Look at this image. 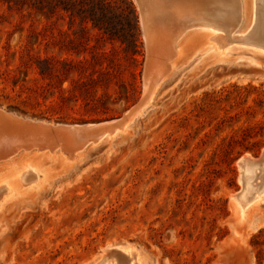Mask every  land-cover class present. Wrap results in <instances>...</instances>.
Returning a JSON list of instances; mask_svg holds the SVG:
<instances>
[{
	"label": "rangeland",
	"instance_id": "obj_1",
	"mask_svg": "<svg viewBox=\"0 0 264 264\" xmlns=\"http://www.w3.org/2000/svg\"><path fill=\"white\" fill-rule=\"evenodd\" d=\"M263 3L241 0L222 54L193 28L153 41L164 79L150 71L145 91L134 0L0 1V116L94 124L149 98L123 129L82 148L0 126V182L41 180L0 211V264H97L113 247L138 252L132 264H258L251 240L264 229V197L237 222L231 196L244 185L239 158L264 150V129L245 130L264 128V48L236 41L262 40Z\"/></svg>",
	"mask_w": 264,
	"mask_h": 264
},
{
	"label": "bare ground",
	"instance_id": "obj_2",
	"mask_svg": "<svg viewBox=\"0 0 264 264\" xmlns=\"http://www.w3.org/2000/svg\"><path fill=\"white\" fill-rule=\"evenodd\" d=\"M178 1H180V0H134L136 6L138 8L139 14H140L141 25H142V29H143L144 37L146 39V43H147L146 45H147V49H148V56H147V63H146L147 67H145V68H147V70H149V71L145 70L147 72L145 74L146 75L145 76L146 81H145V86H144L145 91H147L148 87L151 85L150 84L148 86V83H149L148 79L152 78V75L149 74L150 71L157 72V76L155 78L156 81L158 80L157 83H160L164 79L163 74H162L163 73L162 69H164L163 66L165 63H163L161 58H160V60H159V58L158 59H156V57L154 58V56H155V54L153 53V47L154 46H152L153 41L156 40L161 45V42H163V40L168 38V36H170V35L175 34L176 38H177L179 35L181 36L182 34L186 33L188 30L192 31L193 29H196V32L199 30V31H202L204 34H206L208 40H210V42L213 43L215 49L219 53L222 54L226 50V48H224V47L227 46L228 41H226L227 38L225 39L223 36V33H221V32L228 31V32L233 33V30L235 28H237L240 24L241 17H242L241 0H197L199 2V4L197 3L198 5H195V6L192 5L193 9H189L186 12L184 11L185 13L182 12L180 10V8L179 9H178V7L176 8ZM193 1H191V2H193ZM194 2H196V1H194ZM260 14H261V16L264 17V3L261 5V11H260L259 15H257V16H260ZM255 19H256V17H255ZM263 25H264V21H263ZM259 31L260 30H258V32ZM262 31L264 32L263 29H262ZM231 36H233V35H231ZM240 37L238 39H236V41L239 40V42L242 41V42H250V43L254 42L257 44V46L264 48V36H263L262 40H258V41L257 40L256 41H254V40L249 41L247 39L240 38ZM174 43H175V41H174ZM166 47L167 46H165V48ZM163 49H164V47H163ZM180 50H182V48ZM180 50H179V53H180ZM165 54H167V53H165ZM176 55H178V54L176 53ZM159 57H161V56H159ZM166 62H168V61H166ZM170 68H172V67H170ZM154 87H153V89H155ZM145 95H147V93H145ZM149 95L151 96V94H149ZM144 96H143V99L141 98V101H142L141 105H137L136 107L133 108V112L131 113L129 119L132 118L137 113H139L142 110V108L147 104L149 98H146ZM2 110L0 112H2ZM10 114L12 115L13 118H11L9 116V114L8 115L3 114L0 116V126L1 125L4 126L5 124L8 126H14L13 128H15V131H13V132H15V133L12 132V135H14L15 138L17 136H19L21 133H23V134H21L22 138L32 139V138H36V137H41L44 140L55 139L58 143H60V142L61 143L62 142L68 143L71 141L73 142L74 140L77 142H81L83 137L86 135V134H84V135L81 134L79 131L71 130V128H70V127H75V126H79V125L69 126V125H65V124H53V123H47V122H40L43 124V126H41L42 124L41 125L27 124V123L22 121L23 119L21 117L15 115V114H12V113H10ZM29 121L34 122L32 120H29ZM126 122L122 127L116 128L113 131L116 132L117 130L123 129L125 127V125L127 124ZM3 123H5V124H3ZM34 123H37V121ZM113 123H114V121L113 122H107V123L102 122V123H99L97 125L100 128H102L103 131H105V130L109 131L108 135H112V133H114V132L110 133L111 129H109V128L111 126H113ZM8 126H6V127H8ZM49 126L53 127V128H50ZM80 126H83V125H80ZM89 129H90V127L87 128L86 130H89ZM19 131H20V134L18 135L17 133ZM105 133L106 132L102 133L101 135H105ZM0 134H1V132H0ZM3 134H1V135L3 136ZM6 134H9V133H6ZM21 137H20V139H21ZM18 138H17V140H18ZM36 143H37V141H36ZM29 144H31V143H29ZM32 144H33V142H32ZM75 151H76V149H75ZM72 153H73V151H72ZM237 163H238V167L240 168L241 180L244 181V185H243V188L241 190H239L235 194H232L231 198L235 202L234 212H235L236 221L241 222V221H244L247 219L251 207L256 203L261 202L259 200V198L264 197V155L260 156L259 158H254L248 153V154L243 155L242 159L238 160ZM253 168L255 170H260V171L259 172L255 171V173H254ZM30 176H32V175H30ZM25 177L26 176L23 175V173H16L13 176L9 177L8 179L0 182V186L4 187L3 188L4 190H2V193L0 196V211L3 208V206L6 205V203L9 200L20 195V193L22 191H24L28 188H31V187L35 188L41 183V180L37 178L36 183H34V184L31 183L32 185L30 184V185H27L28 187L27 186L25 187V184L27 182L25 180ZM29 179L31 180L32 178H29ZM29 179H27V180H29ZM253 180L254 181L256 180L255 184L252 183ZM262 198H260V199H262ZM117 250H119V249H116L114 247L113 248H106L104 251V255H102V259L97 264L103 263V262H105V260H108L109 264H132L131 261H132L133 256L131 257L130 255H133V254H134V256L138 255V252H135L132 249L131 250L125 249L124 250L125 252H121V251L117 252ZM114 252H117V254ZM135 264H140V263L137 260V262H135Z\"/></svg>",
	"mask_w": 264,
	"mask_h": 264
},
{
	"label": "water",
	"instance_id": "obj_3",
	"mask_svg": "<svg viewBox=\"0 0 264 264\" xmlns=\"http://www.w3.org/2000/svg\"><path fill=\"white\" fill-rule=\"evenodd\" d=\"M142 101L140 100L137 104H135L133 107H131L129 110H127L120 118H117V119H112V120H109V121H104V122H113V126H111L109 129H111L110 131H113L114 129L116 128H119V127H122L125 122L129 119L131 113L133 112V108L136 107L137 105H141ZM0 110H2L0 108ZM1 113V112H0ZM11 118H13L12 116H10ZM22 121H24L25 123L27 124H36V125H41L42 123L40 122H37V123H34V122H31L29 121L28 119H23ZM99 123H102V122H99ZM99 123H94V124H83V126H75V125H69V126H75V127H70L71 130H76V131H79L81 134H86L85 137L82 139V142L80 143L82 146H80V148H82L85 144V142L89 143V142H96L97 140H99L101 138V133H103V129L100 128L97 124ZM43 126V124L41 125ZM45 126V125H44ZM50 127V126H49ZM89 130H86L87 128H89ZM50 128H53V127H50ZM103 137V136H102ZM89 140V141H88ZM264 155V150L262 151L261 153V156ZM243 156H241L239 158L242 159Z\"/></svg>",
	"mask_w": 264,
	"mask_h": 264
},
{
	"label": "trees",
	"instance_id": "obj_4",
	"mask_svg": "<svg viewBox=\"0 0 264 264\" xmlns=\"http://www.w3.org/2000/svg\"><path fill=\"white\" fill-rule=\"evenodd\" d=\"M0 1H5V2L8 3L9 6H11V5H12V2H13L14 0H0ZM17 109H18V108H17ZM258 126H259V125H258ZM259 129H260V131L256 129V125H253V126H248V127H246L245 130L249 131V133H248V135H247L248 137H253V136H255L257 133L262 132L264 128L261 127V126H259ZM252 131H253V132H252ZM247 136L244 137L243 139H244L245 141L250 142L252 146H254V145H256V144L259 143L258 140H254V141H249V140H247ZM238 142H240V141H238ZM231 149H232V148L229 147V145H228L227 149H225V153L228 155V152H230ZM251 242H252L254 245H261V246H257L258 248H257V255H256V257H257V262H258V264H263V263H264V229H261L257 234H255V235L252 237Z\"/></svg>",
	"mask_w": 264,
	"mask_h": 264
}]
</instances>
